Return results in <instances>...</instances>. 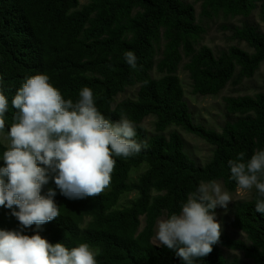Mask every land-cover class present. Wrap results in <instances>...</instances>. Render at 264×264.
I'll return each instance as SVG.
<instances>
[{"label": "trees", "instance_id": "1", "mask_svg": "<svg viewBox=\"0 0 264 264\" xmlns=\"http://www.w3.org/2000/svg\"><path fill=\"white\" fill-rule=\"evenodd\" d=\"M86 1L0 0V76L9 100L4 134L16 112L11 106L16 91L27 77L46 74L74 102L83 87L92 89L105 118L116 122L126 116L135 125L134 139L147 147L129 158L114 157L111 184L99 196L68 199L50 180L41 195L56 191L60 215L39 227L22 228L11 215L18 208L0 207V230L39 234L68 249L88 243L97 264H184L174 249L153 243L156 223L179 213L201 182L222 181L228 192L237 191L228 161L240 152L250 159L264 149V93L226 97V120L218 131L195 121L179 73L186 72L192 94L203 97L228 88L237 92L252 80L264 65V0H195L199 16L190 0ZM256 14L261 24L252 19ZM219 18L238 19L222 25L237 45L215 52L203 40L207 24ZM126 51L136 55V69L126 63ZM130 89L135 96L118 102ZM150 117L154 133L144 126ZM173 128L212 146V157L198 164ZM6 147L0 140V167ZM257 198L253 188L248 200L233 205L232 227L239 237L221 232L212 252L193 264H244L226 250L264 264V214L255 210Z\"/></svg>", "mask_w": 264, "mask_h": 264}, {"label": "clouds", "instance_id": "2", "mask_svg": "<svg viewBox=\"0 0 264 264\" xmlns=\"http://www.w3.org/2000/svg\"><path fill=\"white\" fill-rule=\"evenodd\" d=\"M124 59L132 69L137 68L134 52L126 51ZM2 84L0 76V133L5 132L9 110ZM11 106L16 112L2 155L0 207L18 208L11 215L22 228L39 227L60 215L56 191L49 188L41 195L50 180L68 199L99 196L111 184L114 157L129 158L147 147L134 139L135 125L126 116L116 122L105 118L95 105L92 89L83 87L74 102L65 99L46 74L27 77ZM228 165L238 191L256 189L255 210L264 214V149L255 150L250 159L240 152ZM230 202L231 195L219 183L201 182L188 194L179 213L157 221V246L174 249L184 264L206 257L221 236L214 210L217 206L227 209ZM96 256L88 243L68 249L39 234L0 230V264H97Z\"/></svg>", "mask_w": 264, "mask_h": 264}, {"label": "rangeland", "instance_id": "3", "mask_svg": "<svg viewBox=\"0 0 264 264\" xmlns=\"http://www.w3.org/2000/svg\"><path fill=\"white\" fill-rule=\"evenodd\" d=\"M81 4H85L86 0H80ZM190 2L195 3V0H190ZM195 8L197 15H200L201 12V4L195 3ZM256 23H260L257 14L252 18ZM238 24V19L235 20H224L223 18H219L214 22H211L209 25V31L203 40V44L209 46L215 52H218L222 49H226L230 46L237 45L236 41L231 39V33L225 31L222 28L224 24ZM264 31V25H261ZM242 48L249 50L245 44L240 45ZM180 79L182 81L184 90H185V97L188 101L193 113L194 119L197 123L204 124L210 128L216 129L218 131L221 130L223 123L226 120V114L224 110V99L229 96H237V95H255L257 93L263 92L264 93V65H262L260 71L257 75L249 81H245L241 87L238 88V91L235 92L233 88H228L223 91L219 96H197L192 94V82L189 79V76L183 70L179 73ZM136 90L130 89L125 94L120 95L118 97V102L124 99L130 98L135 96ZM155 119L150 117L144 121V126L152 133L155 132ZM178 130L184 137L186 142V148L189 154L192 156L193 159L200 165H204L213 154V147L207 144L205 141L187 134L186 132L182 131L181 129ZM0 140L2 143L7 146L8 140L7 136L4 133H0ZM143 172V169L133 172L132 173V180H136L139 173ZM222 187L223 191H226L224 184L222 181H216ZM253 192L252 190L247 191H236L235 193H230L232 202H230L227 206V209L217 206V213L215 214L216 220L221 225V232L230 236L231 238H238L239 232L235 231L232 227V220L234 217V209L233 205L240 200H248ZM134 195L129 196V199H133ZM125 202L123 201L122 204ZM166 218V216L161 217L160 219ZM144 218H142V226L144 225ZM156 232V229H155ZM153 243L157 246L158 241L153 239ZM162 246V245H160ZM229 257H238L240 260L243 261L244 264H253L251 261L244 258L243 254L240 252H231L225 251Z\"/></svg>", "mask_w": 264, "mask_h": 264}]
</instances>
